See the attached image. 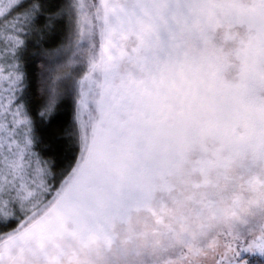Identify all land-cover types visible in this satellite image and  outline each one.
I'll return each mask as SVG.
<instances>
[{
  "label": "snow or ice",
  "instance_id": "6c2138e0",
  "mask_svg": "<svg viewBox=\"0 0 264 264\" xmlns=\"http://www.w3.org/2000/svg\"><path fill=\"white\" fill-rule=\"evenodd\" d=\"M0 264H264V0H0Z\"/></svg>",
  "mask_w": 264,
  "mask_h": 264
},
{
  "label": "trees",
  "instance_id": "16d2710c",
  "mask_svg": "<svg viewBox=\"0 0 264 264\" xmlns=\"http://www.w3.org/2000/svg\"><path fill=\"white\" fill-rule=\"evenodd\" d=\"M29 66L31 69L36 70L39 68V61L36 60L35 57L30 56L29 57ZM70 116H71L70 109L69 108L63 109L60 113V116H59V119L57 120V123L51 129L47 130L48 133L52 134V133H55L56 131H58V129L60 127H62L67 120L70 119Z\"/></svg>",
  "mask_w": 264,
  "mask_h": 264
}]
</instances>
